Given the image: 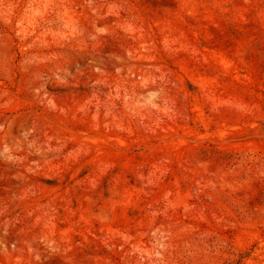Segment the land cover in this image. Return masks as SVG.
I'll return each instance as SVG.
<instances>
[{"label": "rangeland", "instance_id": "374dc122", "mask_svg": "<svg viewBox=\"0 0 264 264\" xmlns=\"http://www.w3.org/2000/svg\"><path fill=\"white\" fill-rule=\"evenodd\" d=\"M0 264H264V0H0Z\"/></svg>", "mask_w": 264, "mask_h": 264}]
</instances>
